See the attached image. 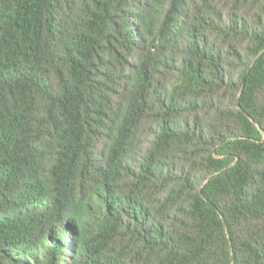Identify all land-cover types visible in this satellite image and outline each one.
Returning a JSON list of instances; mask_svg holds the SVG:
<instances>
[{
	"label": "trees",
	"instance_id": "1",
	"mask_svg": "<svg viewBox=\"0 0 264 264\" xmlns=\"http://www.w3.org/2000/svg\"><path fill=\"white\" fill-rule=\"evenodd\" d=\"M0 264H264V0H0Z\"/></svg>",
	"mask_w": 264,
	"mask_h": 264
}]
</instances>
